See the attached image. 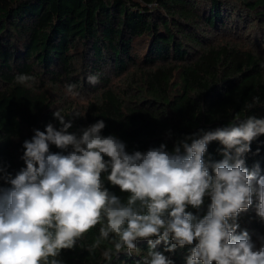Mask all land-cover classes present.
I'll return each instance as SVG.
<instances>
[{
  "label": "trees",
  "instance_id": "trees-1",
  "mask_svg": "<svg viewBox=\"0 0 264 264\" xmlns=\"http://www.w3.org/2000/svg\"><path fill=\"white\" fill-rule=\"evenodd\" d=\"M18 74L35 78L32 87L16 82ZM99 74L95 86L89 75ZM112 75L122 76L119 84ZM95 92L78 110L69 132L104 120L102 135H114L126 151L146 152L161 144L172 151L176 142L226 127L235 116L264 118V0H0V167L15 174L25 168L23 142L48 123L59 128L52 113L63 110L55 97L60 86ZM56 89V90H55ZM259 96L260 105H246ZM191 143V141H189ZM219 141L208 144L205 164L223 159ZM245 167L259 166L264 176V135L251 142ZM53 153L67 154L55 145ZM107 159V157H105ZM110 193L126 202L129 193L107 180ZM4 175V173H0ZM0 187L11 185L0 179ZM210 197L186 211L203 218ZM257 197L240 213L237 234L248 231L253 242L264 232L256 214ZM98 236L94 228L71 250L63 264H108L101 253L90 254ZM195 243L165 252L173 264H186ZM138 254L126 251L111 264H140L147 240L136 241Z\"/></svg>",
  "mask_w": 264,
  "mask_h": 264
},
{
  "label": "clouds",
  "instance_id": "clouds-1",
  "mask_svg": "<svg viewBox=\"0 0 264 264\" xmlns=\"http://www.w3.org/2000/svg\"><path fill=\"white\" fill-rule=\"evenodd\" d=\"M16 82L32 87L33 76L18 74ZM95 86L99 74L89 75ZM75 84L66 92L79 96ZM254 96L248 110L260 105ZM60 127L48 123L44 131L34 129L23 142L21 159L26 167L14 176L0 167V179L11 187H0V264H63V250H71L92 229L98 236L87 248L90 254L105 242L101 255L111 264L126 251L138 254L136 241L147 240L148 251L140 264H173L165 252L193 245L186 264H264V236L259 247L248 231L237 234L238 218L257 197L256 214L264 220V176L259 166L249 171L245 155L251 142L264 135V118L238 115L226 127L201 129L176 142L172 151L165 144L146 152L129 154L114 135H102L104 120L69 132L78 111L52 113ZM191 141V143H189ZM219 141L223 159L205 164L208 144ZM55 145L67 154L53 153ZM107 157V159H105ZM107 180L129 193L126 202L109 192ZM210 197L207 214L194 216L186 209H199Z\"/></svg>",
  "mask_w": 264,
  "mask_h": 264
},
{
  "label": "rangeland",
  "instance_id": "rangeland-1",
  "mask_svg": "<svg viewBox=\"0 0 264 264\" xmlns=\"http://www.w3.org/2000/svg\"><path fill=\"white\" fill-rule=\"evenodd\" d=\"M121 78L122 76L112 75L111 83L119 84L122 81ZM95 95V92L84 90L83 92H79V96L74 98L67 94L65 86H60V89L55 92V97L59 101V105L62 107L63 110H67L66 113H68V111L81 109L84 103H86L87 100L94 99ZM261 236H264V232L255 238V243L257 244V247H259L258 238Z\"/></svg>",
  "mask_w": 264,
  "mask_h": 264
}]
</instances>
